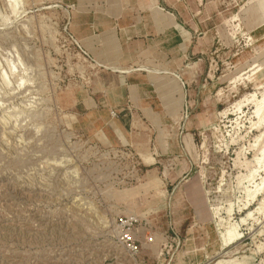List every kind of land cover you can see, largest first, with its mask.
<instances>
[{"label": "rangeland", "instance_id": "obj_1", "mask_svg": "<svg viewBox=\"0 0 264 264\" xmlns=\"http://www.w3.org/2000/svg\"><path fill=\"white\" fill-rule=\"evenodd\" d=\"M258 1L0 0V264H264Z\"/></svg>", "mask_w": 264, "mask_h": 264}, {"label": "built area", "instance_id": "obj_2", "mask_svg": "<svg viewBox=\"0 0 264 264\" xmlns=\"http://www.w3.org/2000/svg\"><path fill=\"white\" fill-rule=\"evenodd\" d=\"M115 117V113L111 112ZM137 220L130 217H120L115 220L116 230L119 236V242L126 253L127 257L133 259L141 251L142 245L137 240L138 229L136 228ZM151 242V239H148Z\"/></svg>", "mask_w": 264, "mask_h": 264}, {"label": "bare ground", "instance_id": "obj_3", "mask_svg": "<svg viewBox=\"0 0 264 264\" xmlns=\"http://www.w3.org/2000/svg\"><path fill=\"white\" fill-rule=\"evenodd\" d=\"M252 4V3H251ZM258 9L259 10H264V0H259L258 1ZM264 14V13H263ZM264 20V19H263ZM264 22V21H263ZM253 115L257 116L260 118L261 124H262V119H264V96L261 98V100H259L255 106H254V110H253ZM262 115V116H261ZM263 117V118H262ZM264 124V123H263ZM258 125H260V123H258ZM263 150V151H262ZM260 152L263 154L264 153V149H262ZM260 153V155H261ZM261 160L263 157H260ZM259 158V159H260ZM256 161V160H255ZM254 161V162H255ZM258 161V160H257ZM260 162V161H259ZM258 162V164H260ZM262 163V162H261ZM262 165V164H261ZM264 166V165H263ZM259 167V166H258ZM261 167V166H260ZM264 168V167H263ZM262 168V169H263ZM252 176V175H251ZM252 178V177H250ZM256 193V192H255ZM253 197V196H252ZM264 198V197H263ZM261 209V208H260ZM230 228V227H229ZM232 229V228H231ZM226 231V230H225ZM228 233V232H227ZM229 234V233H228ZM232 234V233H231ZM236 236V235H235ZM227 238V237H226ZM231 241V239H224L225 245H227L229 242Z\"/></svg>", "mask_w": 264, "mask_h": 264}, {"label": "crops", "instance_id": "obj_4", "mask_svg": "<svg viewBox=\"0 0 264 264\" xmlns=\"http://www.w3.org/2000/svg\"><path fill=\"white\" fill-rule=\"evenodd\" d=\"M130 88H131V90H130ZM138 89H139V87L138 86H130L129 88H128V91H129V93L132 95L129 99H134V97H133V95L135 96V99H134V101L133 102H136L137 101V99H138ZM130 102V101H129Z\"/></svg>", "mask_w": 264, "mask_h": 264}]
</instances>
